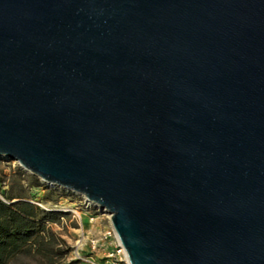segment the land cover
I'll return each instance as SVG.
<instances>
[{"label":"water","instance_id":"95a60500","mask_svg":"<svg viewBox=\"0 0 264 264\" xmlns=\"http://www.w3.org/2000/svg\"><path fill=\"white\" fill-rule=\"evenodd\" d=\"M0 158L130 264H264V0H0Z\"/></svg>","mask_w":264,"mask_h":264},{"label":"trees","instance_id":"16d2710c","mask_svg":"<svg viewBox=\"0 0 264 264\" xmlns=\"http://www.w3.org/2000/svg\"><path fill=\"white\" fill-rule=\"evenodd\" d=\"M0 175V264H77L67 259L71 249L52 228L64 214L47 211L28 196L30 187L42 185L39 179L18 166Z\"/></svg>","mask_w":264,"mask_h":264},{"label":"rangeland","instance_id":"374dc122","mask_svg":"<svg viewBox=\"0 0 264 264\" xmlns=\"http://www.w3.org/2000/svg\"><path fill=\"white\" fill-rule=\"evenodd\" d=\"M16 166L19 167L15 161L0 158V173L3 172L7 174L11 169H15ZM41 184L42 185L38 187H30L28 196L34 204L41 208L47 211H56L64 214L60 217V222L52 225V228L71 249L67 259L74 260L72 259L74 257V249H77L80 254H85L87 256L92 255L89 251L88 241L100 237L104 229L109 226V220L106 214L97 212L95 208L86 209L83 199L76 194L59 188L48 187L43 183ZM5 189L6 186L3 185L2 190ZM50 189L53 190V193H51L46 200L44 199V194ZM93 215L95 217L90 221L89 217ZM76 241H80L81 245L76 244ZM77 264L83 263L78 261Z\"/></svg>","mask_w":264,"mask_h":264},{"label":"built area","instance_id":"2783aa9c","mask_svg":"<svg viewBox=\"0 0 264 264\" xmlns=\"http://www.w3.org/2000/svg\"><path fill=\"white\" fill-rule=\"evenodd\" d=\"M83 203L86 209L93 208L88 203H86L84 199ZM95 210L97 211L96 208ZM106 216L109 220V226L104 229L100 237L93 238L88 241L90 248L89 251L94 256L80 254L77 249H74V257L72 259L83 264H130L125 250L123 249L118 237L110 225V216L108 214H106ZM94 217V215L90 216L89 220H93ZM76 244L81 245V242L76 241Z\"/></svg>","mask_w":264,"mask_h":264}]
</instances>
